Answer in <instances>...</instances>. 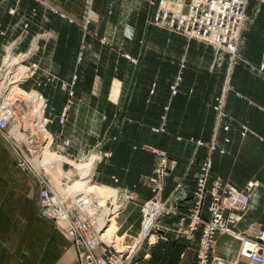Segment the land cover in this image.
<instances>
[{"label":"crops","instance_id":"0c3cea01","mask_svg":"<svg viewBox=\"0 0 264 264\" xmlns=\"http://www.w3.org/2000/svg\"><path fill=\"white\" fill-rule=\"evenodd\" d=\"M41 2H45L46 6L35 0H0V30L8 31L7 37L0 44V63L4 55V47L18 35L17 26L22 22L30 23L31 37L48 28L45 27V23L60 24L63 27L57 33L60 35V40H66L69 38L67 33L75 30L74 24H85L89 21H85L86 17L83 15L77 16L75 10L79 8L76 3L83 4L86 0H42ZM122 2L123 0H95L91 5L93 11L89 13L93 14L95 22L109 23L118 16L117 8L123 5ZM81 3L79 5L84 8L85 5ZM251 3L249 0L243 30L245 44L241 49V55L244 63L236 66L233 72L235 90L242 97L232 93L227 98L229 114L235 120L242 121L245 127L241 129L236 124H228V131L222 129L219 131L220 136L216 134L210 139H205L203 136L189 138L179 135H177L179 137L171 136L170 125L173 113L169 112V106L167 113L162 112L159 115L158 124L148 129L149 134L147 140H144V145L154 146L159 138L170 135L176 146L183 148L187 144L189 150L192 151L185 162L176 160L177 168L166 180L165 192L168 194L172 190L173 177H183L185 183L195 184L193 193L189 197H182L183 194L180 192V212H187L194 204L197 177L207 157H211L213 161V178L220 177L239 189H245L249 183L257 182L258 187L252 194L250 211L237 226L238 230L253 236L259 225H264V0L254 1L253 6ZM12 8L16 9L15 15L9 14ZM51 8H57L68 16L60 17L49 10ZM115 8L114 15H109V10ZM31 9H37L38 13L32 16ZM98 37H103V35H98ZM98 37L89 32L85 38L90 44L95 41L98 43ZM78 39L80 41L82 37L79 35ZM252 39L257 42L254 47L247 50L246 47ZM27 43L21 45L19 49H27ZM56 47L58 44L51 41L46 53L51 56L55 55L53 48ZM103 48L99 49L100 53L96 49L93 51L90 49L86 53L80 80L75 88L74 104L67 115L65 125H60L59 119L68 99L67 94L59 89V86L49 87L43 92L49 100L47 116L54 119V123L49 127V132L53 136V149L71 159L78 160L85 155L101 134L109 132L108 129L111 130L110 126L113 124L120 123V115L113 114V110L116 109L106 101L105 91L102 96L93 97L84 86L83 74L89 66H92L89 65V56L105 55L106 53H102ZM51 70H55L54 66H51ZM237 71L242 72L243 81L239 83L235 79ZM183 84L182 82L180 92L176 97L172 96L170 90L168 95L170 103L176 102L183 96L189 97ZM148 94V100L152 102V99L157 98L158 92L151 95L149 91ZM214 103V100L204 102L205 107L202 105L205 111L203 109L201 112L204 115H198L197 118L206 119L216 116V111L213 109ZM108 108H110L109 111H107ZM163 115L167 117V133L155 134L152 129L161 126ZM122 130L120 128L119 133L114 130L110 132V135H113L111 137H116L115 141L119 142L115 144L114 141H109L102 147L101 152L112 151L113 157L112 160H106L97 165L95 180L105 187L118 190L119 201L121 200L126 207L117 225L120 228V235L130 238L140 231L141 215L135 218L140 205L152 197L144 177L148 178L153 175L155 159L151 152L141 148L142 144L135 146L121 143ZM92 136L94 139H91ZM179 138H182V141H179ZM191 139L202 141L204 146L199 147L191 143ZM212 144L216 146L215 150H211ZM171 159L174 158L171 157ZM224 160H228V167L221 171L220 163ZM113 177H116L119 182L115 183ZM40 188L36 178L19 167L13 145L7 142L0 133V264H80L79 252L72 243V237L42 216L39 201ZM209 203L210 199L206 201L203 213L207 219L209 218L207 211ZM178 221L177 216L166 217L164 230L170 241L168 243L161 241L154 246L146 243L136 259L138 264L198 263L194 252L199 247L200 234L193 241L178 236L176 233ZM216 246L223 264H254L238 257L240 247L238 241L218 235ZM147 254L148 257H145Z\"/></svg>","mask_w":264,"mask_h":264},{"label":"rangeland","instance_id":"374dc122","mask_svg":"<svg viewBox=\"0 0 264 264\" xmlns=\"http://www.w3.org/2000/svg\"><path fill=\"white\" fill-rule=\"evenodd\" d=\"M35 1L46 6L45 2H41L42 0ZM94 1L95 0H92L90 3V0H86V2L83 3L85 5L84 8L79 5L81 2L76 3L79 7L75 8L77 16L83 15L86 17L84 20L89 21L85 24H74L76 28L75 30L67 33L69 38L66 40H60V35L58 34V31L62 30V25L49 22L45 23V27L47 26L48 28L38 32V34L44 35L41 41L40 52L37 57L41 70L35 78L27 82L24 86L27 90L33 88L38 89L43 93L45 90L49 89V87L52 88L59 86V89H61V85L63 83L70 82L72 77L76 74L79 77V81L82 73L81 68L84 62L83 61L81 65H77L79 53L84 50L86 57V53L90 51V49L91 51L96 49L97 52L100 53L99 49L104 47L102 49V53H106L105 55L100 56L97 54V56H89V65L92 66H89L86 72L84 71V86L85 90L93 97L95 95L102 96L103 91H105L106 101L110 104V106H113L114 109H116L113 110V114L118 113L120 115V123L113 124L110 126L111 130L108 129L109 132L101 134L96 139L95 143H93L94 145L88 149V151H91H87L85 155L78 158V162L87 160L93 154L99 155L98 153L102 150V147L105 146L110 139L114 138L111 137L113 135H110V132L114 130L119 133L120 128L123 129L120 139V141L122 140L121 143L123 142L124 144L129 145L133 144L135 146L142 144L141 148H144V150L146 149L147 152L148 147H152L156 150L165 151L168 156L175 159H172L174 161L182 160V162H185L186 158L191 155L192 151L189 150L190 148L187 144H185L183 148L176 146L173 142V138L171 137L172 135L176 137L182 136L184 138L203 136L205 139H210L216 134L220 136L219 131L222 129L224 130L228 124H236L238 127H241V129L245 127L242 121L235 120L229 114L227 98L232 93L237 94L240 98L242 97V95L235 90L233 84V72L236 66L244 63V59L242 58L243 56L241 55V49L245 44L243 30L245 29L244 27L246 23H244L242 28L241 38L239 40L240 42L236 49V56L232 57L231 54L223 48L199 39L173 34L168 30L155 26L153 24V12L154 10L156 11V7H150L147 0H123V5L120 7L118 6L117 8L118 16L112 19L109 23L105 24L95 22L93 14L89 13V11L92 10L91 5ZM250 1L252 2L251 6H253L254 1L257 0ZM49 10L58 14L60 17L68 16L67 14L57 10V8H51ZM115 10L116 8L110 9L109 15L113 16ZM30 12L32 16H35L38 13V10L31 9ZM89 32H92V34L94 33L96 37H98V35H103V37H98V43L95 41L89 44L85 38ZM79 35L82 37L80 41L78 39ZM31 41L32 37L30 36L27 41L23 43L24 45L28 42L27 49H19L18 51H27L30 47ZM51 41L58 44V47L53 48L55 50V55L52 56L46 53L49 50L48 48ZM256 42L257 41L252 39L246 49L248 48L247 50H250V48L254 47ZM121 55L123 56L121 57ZM253 58H256V56H253ZM51 66H54V71L51 70ZM179 78H181V84L182 82L184 83L183 87L189 97L185 98L183 96V98L178 99L176 102L172 101V103H170L168 96L169 92L172 85H174L176 80ZM235 79L237 83L242 82V72L237 71ZM154 86L156 88L155 93L157 94L158 92V94L156 96L157 98L155 100L152 99L151 102V100H148V92L150 91L151 93ZM65 93L67 94L66 91ZM222 98H224V101ZM218 99L223 102L221 106H219L217 102ZM213 100L215 102L213 109L216 111V116L208 117L206 119L197 118L198 115H204L201 113L203 109L205 111L204 102ZM169 106V112L173 113V119L171 120L170 125L171 136L166 135L165 137L159 138L154 146L144 145V140H147V136L149 134L148 129L158 124L159 115L162 112H165V108ZM218 106L222 107L220 112L216 110L217 108L220 109ZM109 109L110 108H108L107 111H109ZM93 136L91 139H94ZM118 142L119 141H114L115 144ZM53 151L55 150L53 149ZM111 158H104L101 163L106 160L110 161L112 160ZM99 163L100 162L96 164V167ZM64 167L67 170L70 168L68 166ZM156 167L157 160L155 159L153 175ZM226 167H228V160H224L220 163L221 171ZM53 175V178L57 182H60V176L56 172ZM153 175L148 176V178ZM95 176L96 168L92 177V183L93 185L103 186L97 183ZM47 177L51 180L50 176L47 175ZM73 177L79 179L78 175H74ZM144 178L146 179L147 177L145 176ZM147 187L149 189L148 185ZM171 187V193L169 192L168 194L165 192V186V196L163 197L164 193L162 195L163 202L170 207H178L179 209V202L181 199L179 196L180 192L183 194L182 197H189L190 194L193 193L195 184L185 183L183 177H173ZM113 189L117 190L116 188ZM115 196L117 197V193ZM153 197L154 195L152 194L151 199H153ZM119 202L122 203L121 200ZM144 203L140 205V210L135 215V218L138 217L137 215H141V222L143 219L141 209ZM124 209L125 205L122 207L123 211ZM165 220L166 218H164L160 223V229L164 232ZM198 234H200V246L202 229L194 234L192 239L187 237H184V239L193 241ZM218 235H222L224 238L229 237L232 240L237 241L226 234ZM127 239H129V237ZM216 245L217 237L215 246L211 253L212 258L221 261ZM198 250L199 247L194 252L198 262L197 264H199ZM138 255L135 258V264H138L136 262ZM221 262H217V264H223Z\"/></svg>","mask_w":264,"mask_h":264},{"label":"built area","instance_id":"2783aa9c","mask_svg":"<svg viewBox=\"0 0 264 264\" xmlns=\"http://www.w3.org/2000/svg\"><path fill=\"white\" fill-rule=\"evenodd\" d=\"M147 1L150 7H156L153 16V24L155 26L174 34L202 40L225 49L232 57L236 56V49L246 21L248 0ZM9 14L15 15L16 9H10ZM17 30L19 32L18 35L4 47V55L0 63V82L5 77L8 85L10 80L16 76L18 70H22L23 75L21 74L18 80L19 86L25 89L24 86L27 82L35 78L41 70L37 57L44 35H34L28 50L19 52L20 46L30 37V23H20L17 26ZM7 35V30H0V44ZM5 57L10 61L15 57L17 61L11 64L8 60H4ZM84 59L85 52L82 50L78 55L77 65H81ZM78 79L79 77L76 74L70 82L61 85V89L67 92L69 98L59 119V124L62 126L66 124L67 115L72 108ZM180 84L181 78L177 79L172 85L173 96L178 94ZM34 90L43 108V128L49 132L50 125L54 123V119L47 116L49 100L40 90ZM27 91L32 92L33 88ZM155 91L156 88L154 86L151 95H154ZM222 100H217L219 106L223 104ZM219 108L216 110L220 112L222 107ZM168 110L169 107H166L165 112L167 113ZM161 121L160 127L152 129L153 133H167L166 115L162 116ZM18 124L16 107L14 105H6L4 97L0 96V133L7 142L13 145L19 161V167L30 173L39 182L41 186L39 201L42 216L52 221L59 229L72 237V243L79 252L80 264H135L136 256L146 243L154 246L161 241L165 243L170 241V238L160 229L161 221L168 216L179 217L176 228L178 236L192 239L193 235L202 229L198 250L199 264H217V262H221L212 258L211 253L218 234H226L239 241L240 258L254 264H264V225H259L257 232L253 236L237 228L250 211L252 194L258 187L257 182L249 183L245 189H239L220 177L213 178V161L211 157H207L203 161L197 177L194 204L187 212H180L178 207H170L163 202L162 198L166 186L165 181L175 171L177 163L165 151L148 147V151L152 152L157 160V167L154 175L145 179L146 185L149 186L154 197L142 206L143 219L140 232L136 237L127 239V236L120 235V229H118L112 237H109L104 231L107 228L104 229V227L111 223L114 218L119 219L123 212L122 207L124 204L119 202L118 197L114 200L109 199L102 214L103 225L99 227L91 216L93 212L96 214L100 212L90 209L84 211V200L79 199L78 195L76 197L77 201H75V198L70 202L60 198L53 183L46 176L45 171L36 166L33 161L34 157L39 158L41 156L43 150L41 148L45 146L44 143L35 142V145L39 146L36 147L38 151L33 155L30 149L31 146L24 139L19 141L14 135L15 131L13 129ZM228 129V127L225 128L226 131ZM19 132L24 135L28 134L24 127H20ZM115 140L116 137L109 141ZM178 140L182 141V138ZM190 142L195 143L199 147L204 146L202 141L191 139ZM50 148L53 149V139ZM215 149L216 146L212 144L211 150ZM55 152L60 153L58 151ZM98 154L100 156L98 162L103 161L104 158L110 159L113 156L112 151H99ZM92 180L91 183L93 182ZM113 181L115 183L119 182L116 177H113ZM69 182H71V179L64 178L62 186H66ZM208 199H210V203L207 207L209 214V219L207 220L203 213ZM145 257H148V254Z\"/></svg>","mask_w":264,"mask_h":264},{"label":"bare ground","instance_id":"6f19581e","mask_svg":"<svg viewBox=\"0 0 264 264\" xmlns=\"http://www.w3.org/2000/svg\"><path fill=\"white\" fill-rule=\"evenodd\" d=\"M4 60H8L7 57ZM17 59L14 57L12 61L8 60L11 64L15 63ZM23 75L22 70H18L15 77L10 80V83L6 84L5 77L0 82V96L4 97L5 104L16 107L17 119L19 124L13 129L14 135L19 141H26L31 146L32 154L34 155L38 151L36 141L43 142L44 147L39 158L34 157L33 161L36 166L42 168L45 173L50 176L54 188L60 198H64L69 202L78 195L79 199L84 200V211L94 210L100 213L93 212L92 218L95 223L101 227L103 225V211L106 209V203L109 199H116L118 197V190L113 188L93 185L91 179L94 175L96 164L98 163L100 156L93 154L85 161H75L68 156L60 153H56L50 148L52 144V135L50 132L45 131L42 123L43 108L37 97L36 91H27L19 86V76ZM24 127L27 130V135L19 132V128ZM96 158V159H95ZM69 166V170L64 166ZM55 172L60 176V182H57L53 178ZM46 175V176H47ZM74 175H78L79 179L74 178ZM71 179L66 186H62V179ZM49 179V178H48ZM71 183V184H70ZM98 186V187H97ZM106 191V195H105ZM117 193V197L115 196ZM107 198V199H106ZM88 204V205H86ZM118 220L114 218L111 223H108L106 235L112 237L118 230ZM120 229V228H119ZM120 238L119 235H117ZM119 246V245H118Z\"/></svg>","mask_w":264,"mask_h":264}]
</instances>
